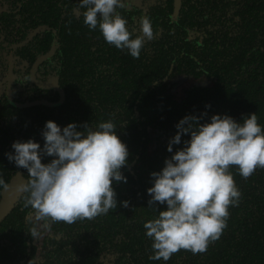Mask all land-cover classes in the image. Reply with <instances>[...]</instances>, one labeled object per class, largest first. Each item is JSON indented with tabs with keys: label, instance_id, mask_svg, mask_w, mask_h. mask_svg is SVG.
<instances>
[{
	"label": "trees",
	"instance_id": "1",
	"mask_svg": "<svg viewBox=\"0 0 264 264\" xmlns=\"http://www.w3.org/2000/svg\"><path fill=\"white\" fill-rule=\"evenodd\" d=\"M3 1L0 50L23 66L0 96V178L9 185L30 179L6 153H14L17 140L43 147L49 120L92 130L112 121L129 156L121 168L127 183L113 181L117 207L92 220L37 219L22 192L0 222V264H264V168L245 179L238 166L229 167L239 204L229 206L227 227L206 252L181 249L168 261L151 260L154 241L144 228L167 210L149 207L147 190L151 173L191 138L167 150L181 119L207 113L201 120L207 123L227 114L242 123L256 113L264 131V0H124L117 11L132 39L142 35V17L153 26L154 39L138 59L108 44L99 25L90 30L80 0ZM184 80L195 83L177 98Z\"/></svg>",
	"mask_w": 264,
	"mask_h": 264
},
{
	"label": "clouds",
	"instance_id": "2",
	"mask_svg": "<svg viewBox=\"0 0 264 264\" xmlns=\"http://www.w3.org/2000/svg\"><path fill=\"white\" fill-rule=\"evenodd\" d=\"M79 7L86 9L84 23L90 30L99 25L108 44L127 49L133 58L138 59L145 42L154 39L147 16L140 20L142 35L131 38L127 21L117 11L126 7L124 0H80ZM206 115H188L179 121L167 150L173 152V145L181 144L186 134L190 140H184V147L165 160L161 171L151 173L148 206L158 210V204L167 205V210H158V218L144 224L147 237L154 241L151 260L168 261L181 249L193 254L206 252L209 243L218 240L227 227L229 206L239 204L241 193L229 167L238 166L245 179L258 167L264 168V131L256 113L245 116L242 123L227 114L213 115L210 122L201 123ZM115 128L107 121L96 130L76 123L62 129L49 120L42 131L43 147L32 139L15 141L14 153L6 156L28 170L30 179L18 189L27 194L24 207L34 209L37 219L68 224L92 220L116 208L113 181L127 183L121 168L129 151ZM44 157L52 159L45 164ZM9 187L0 178V188L7 191ZM122 203L128 207V201ZM31 235L38 233L33 229Z\"/></svg>",
	"mask_w": 264,
	"mask_h": 264
},
{
	"label": "flooded vegetation",
	"instance_id": "3",
	"mask_svg": "<svg viewBox=\"0 0 264 264\" xmlns=\"http://www.w3.org/2000/svg\"><path fill=\"white\" fill-rule=\"evenodd\" d=\"M7 4L0 0V13L7 11ZM4 40V37L0 38V43ZM11 53V52H10ZM23 66L14 54L6 55V52L0 50V96L3 93L15 85V69Z\"/></svg>",
	"mask_w": 264,
	"mask_h": 264
},
{
	"label": "water",
	"instance_id": "4",
	"mask_svg": "<svg viewBox=\"0 0 264 264\" xmlns=\"http://www.w3.org/2000/svg\"><path fill=\"white\" fill-rule=\"evenodd\" d=\"M27 180L19 176L12 181L9 185V189L4 192V199L0 205V222L8 216V214L13 209L16 201L18 200L20 194L22 193L18 189L21 185L25 184Z\"/></svg>",
	"mask_w": 264,
	"mask_h": 264
},
{
	"label": "rangeland",
	"instance_id": "5",
	"mask_svg": "<svg viewBox=\"0 0 264 264\" xmlns=\"http://www.w3.org/2000/svg\"><path fill=\"white\" fill-rule=\"evenodd\" d=\"M195 82H193L192 80H184V81H182V82H180V83H178V89L176 90V96H177V98H180V97H182V93H183V91L187 88V87H189V86H191L192 84H194Z\"/></svg>",
	"mask_w": 264,
	"mask_h": 264
}]
</instances>
